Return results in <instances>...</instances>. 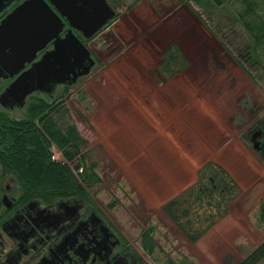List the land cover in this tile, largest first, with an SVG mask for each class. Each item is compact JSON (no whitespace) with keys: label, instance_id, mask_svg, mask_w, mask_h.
Here are the masks:
<instances>
[{"label":"rangeland","instance_id":"obj_1","mask_svg":"<svg viewBox=\"0 0 264 264\" xmlns=\"http://www.w3.org/2000/svg\"><path fill=\"white\" fill-rule=\"evenodd\" d=\"M117 1L112 6L118 17L87 39L98 60L91 71L66 90L58 86L52 95H35L63 101L55 115L58 125L64 127L71 118L86 139L81 152L100 176L88 189L92 200L147 264H168V259L175 264H233L264 240V162L242 138L258 116L253 108L264 106V62L241 56L251 54V38L236 21L241 6L236 9L234 2L217 14L191 2L254 80L218 39L213 45L197 29L184 30L189 21L179 11L181 4L165 10L156 5L172 1L156 0L151 8L141 0L126 9L133 0ZM258 13H264V0ZM173 41L192 63L164 89L155 65ZM26 104L10 115L23 117ZM55 152L64 159L59 149ZM206 160L227 169L242 194L228 215L193 243L161 206L196 180V170ZM149 227L157 244L151 253L140 238Z\"/></svg>","mask_w":264,"mask_h":264},{"label":"trees","instance_id":"obj_2","mask_svg":"<svg viewBox=\"0 0 264 264\" xmlns=\"http://www.w3.org/2000/svg\"><path fill=\"white\" fill-rule=\"evenodd\" d=\"M193 1L207 6H221L224 2ZM243 1L245 0H241ZM259 2L260 0L258 6ZM246 5L243 12L235 15L236 21L251 38L250 50L253 56L264 62V13H251L249 5ZM195 14L218 39L202 14L198 11H195ZM118 15L117 13L116 18ZM251 17L254 20H251ZM75 33L87 45L88 40L79 32ZM218 41L254 80L243 63L220 39ZM190 64L185 51L178 42L173 41L161 50L155 71L162 82H167L184 73ZM66 89L65 87L64 90ZM62 108V100H49L33 94L27 99L23 117L15 118L8 113H0V166L17 179L21 194L26 199L52 202L59 198L75 196L90 202L92 197L88 189L100 181V176L95 171V163L88 161L86 154L81 152L86 139L79 134L71 118H67L64 127L58 125L55 115ZM53 145L60 150L64 159L52 158ZM241 194V186L227 169L216 161L206 160L197 168L196 180L164 201L161 207L178 230L194 243L228 215L233 202ZM140 238L142 248L147 253L157 247L150 227L141 232ZM263 258L264 240L233 264H258ZM167 262L175 264L171 259Z\"/></svg>","mask_w":264,"mask_h":264},{"label":"flooded vegetation","instance_id":"obj_3","mask_svg":"<svg viewBox=\"0 0 264 264\" xmlns=\"http://www.w3.org/2000/svg\"><path fill=\"white\" fill-rule=\"evenodd\" d=\"M19 1L21 0L8 3L5 9L0 11V20ZM106 1L113 9L112 3L118 2L117 0ZM143 1L151 8L157 4L156 0ZM170 1L172 2L168 4L169 6L163 3L156 6L158 9L171 10L172 5L175 7L174 5L182 3L194 14L198 11L191 4L193 0ZM138 2L141 0H133L126 9ZM234 2L237 4L236 9L239 5L241 6L239 13L247 7L246 3L251 13H258V0L243 2L224 0L221 6L195 3L204 7L209 13L218 14L224 11L222 9L224 6H231ZM116 15L104 27L112 22ZM198 20L207 29L199 18ZM67 26L65 28H68ZM51 47L52 45L49 44L46 49ZM44 51H40L38 55L40 56ZM90 51L96 63L98 60L91 49ZM241 56L247 62L255 63L252 53ZM238 59L242 62L240 58ZM15 76L16 74L10 76L4 68L0 67V93ZM58 86L65 88L70 85L61 84L56 88ZM36 93L39 91L33 94ZM21 108L17 105L5 107L0 103L2 114H10ZM262 108L264 106L259 104L258 109L253 108L254 112H258V116L256 115L245 130L246 135L245 137L242 135V138H247L251 142L259 159L264 162V110ZM113 220L103 213L92 198L90 202L75 196L59 198L52 202L26 199L21 194L17 179L0 166V264H147Z\"/></svg>","mask_w":264,"mask_h":264},{"label":"water","instance_id":"obj_4","mask_svg":"<svg viewBox=\"0 0 264 264\" xmlns=\"http://www.w3.org/2000/svg\"><path fill=\"white\" fill-rule=\"evenodd\" d=\"M13 1L0 0V11ZM115 15L106 0L19 1L0 20V67L16 74L0 103L23 107L34 92L52 95L57 85L87 75L95 60L75 31L91 38Z\"/></svg>","mask_w":264,"mask_h":264},{"label":"crops","instance_id":"obj_5","mask_svg":"<svg viewBox=\"0 0 264 264\" xmlns=\"http://www.w3.org/2000/svg\"><path fill=\"white\" fill-rule=\"evenodd\" d=\"M181 5L184 7H182V8H180L179 9V11L181 10V11H185L184 13H185V18H184V20L186 19V21H189L188 23H186V24H184V20L183 21H181V19L180 20H178V22L180 23V24H182V26H183V24L185 25V27H186V29H184V30H189V31H191L193 28L194 29H197V31L198 32H202V34H204V36H207L208 37V40H209V43L210 44H213L214 45V36L206 29V28H204V26L200 23V21L198 20V18L196 17V15L187 7V6H185L184 4H182L181 3ZM180 7V6H179ZM178 10V9H177ZM188 27H190V28H188ZM211 37V38H210ZM229 57L231 58V56L229 55ZM227 58V56L225 57V55H222V59L223 60H225ZM232 59V58H231ZM233 61H235L234 59H232ZM236 62V61H235ZM192 63V62H191ZM191 65V64H190ZM238 65V64H237ZM177 76V75H176ZM174 78V77H173ZM235 83V82H234ZM233 83V84H234ZM161 85H163V87H164V89H165V87H167L168 86V84H169V82L167 81V82H161L160 83ZM190 90H194L193 88H192V86H190Z\"/></svg>","mask_w":264,"mask_h":264},{"label":"built area","instance_id":"obj_6","mask_svg":"<svg viewBox=\"0 0 264 264\" xmlns=\"http://www.w3.org/2000/svg\"><path fill=\"white\" fill-rule=\"evenodd\" d=\"M55 148L56 147L53 145L52 146V158L53 159H59L57 153L55 152Z\"/></svg>","mask_w":264,"mask_h":264}]
</instances>
